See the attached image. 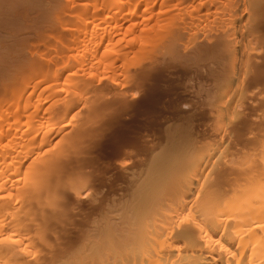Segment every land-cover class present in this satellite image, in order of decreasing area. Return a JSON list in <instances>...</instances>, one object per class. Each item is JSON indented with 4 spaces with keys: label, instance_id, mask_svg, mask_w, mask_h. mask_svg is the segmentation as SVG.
I'll use <instances>...</instances> for the list:
<instances>
[{
    "label": "bare ground",
    "instance_id": "6f19581e",
    "mask_svg": "<svg viewBox=\"0 0 264 264\" xmlns=\"http://www.w3.org/2000/svg\"><path fill=\"white\" fill-rule=\"evenodd\" d=\"M0 264H264V0H0Z\"/></svg>",
    "mask_w": 264,
    "mask_h": 264
}]
</instances>
